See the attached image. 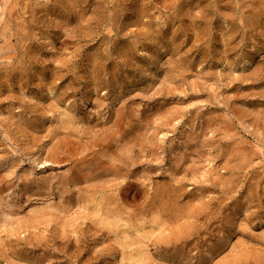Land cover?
<instances>
[{
    "label": "rangeland",
    "instance_id": "rangeland-1",
    "mask_svg": "<svg viewBox=\"0 0 264 264\" xmlns=\"http://www.w3.org/2000/svg\"><path fill=\"white\" fill-rule=\"evenodd\" d=\"M0 264H264V0H0Z\"/></svg>",
    "mask_w": 264,
    "mask_h": 264
}]
</instances>
